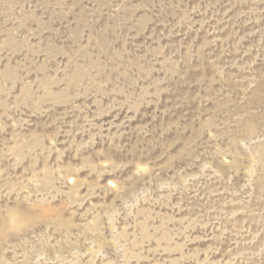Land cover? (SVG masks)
<instances>
[{"label": "rangeland", "instance_id": "obj_1", "mask_svg": "<svg viewBox=\"0 0 264 264\" xmlns=\"http://www.w3.org/2000/svg\"><path fill=\"white\" fill-rule=\"evenodd\" d=\"M0 264H264V0H0Z\"/></svg>", "mask_w": 264, "mask_h": 264}]
</instances>
